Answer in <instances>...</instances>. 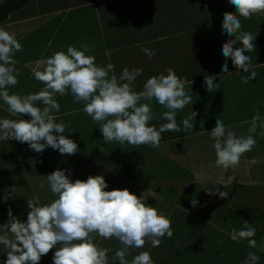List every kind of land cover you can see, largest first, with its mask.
Masks as SVG:
<instances>
[{
  "label": "crops",
  "instance_id": "0c3cea01",
  "mask_svg": "<svg viewBox=\"0 0 264 264\" xmlns=\"http://www.w3.org/2000/svg\"><path fill=\"white\" fill-rule=\"evenodd\" d=\"M5 2L0 0V8ZM226 12L238 15L226 0H29L8 11L0 27L14 32L23 47L14 53L20 75L18 84L9 88L10 94L39 92L44 84L34 79L32 70L43 71L47 58L57 51L66 52L69 45L79 49L87 44L91 51L86 54L95 56L99 66L113 64L117 77L125 67L143 69L134 84L137 92L149 77L166 75L172 68L188 81L185 90L191 96V103L178 110L177 123L190 118L192 111L196 116L190 119L193 128L184 129L181 124L179 132H163L158 147L121 145L103 140L100 125L82 110V102H74L71 94L57 95L60 112L56 122L65 124V134L77 142L79 151L62 156L48 148L37 154L27 143L0 141V224L8 221L9 206L15 216L26 220L27 200L39 197L41 205L55 200L46 176L57 168L70 169L73 181L102 174L109 185L106 190L127 188L170 219L173 236L161 238L159 247H151L146 240L143 248L129 249V261L148 251L154 264H243L248 253L255 252L260 257L258 264H264V137L258 129L253 149L241 157L239 165L225 170L215 164L213 141L207 132L220 119L228 130L248 135L257 111L264 118V14L238 17L241 31L256 37L255 49L248 53L256 77L243 83L248 73L242 70L217 75L223 63L220 47L234 39L222 34ZM144 49L155 55H146ZM228 66L236 71L230 59ZM207 75L215 80L214 93L206 91ZM140 103L151 104L152 126L158 129L167 122L162 118L167 109L155 100ZM0 117L19 118L10 115L2 102ZM23 118L29 119L27 115ZM232 177L234 181L226 183ZM12 188L14 195L5 202V190ZM218 189L228 191L229 196L209 193ZM256 199L263 203L256 206ZM252 222L257 227L255 248L248 246L247 239L230 238L233 229L250 227ZM94 243L110 250L107 255L113 264L120 242L96 236ZM54 251L43 256L40 264H52ZM6 254L0 245V264ZM114 264H119L118 259Z\"/></svg>",
  "mask_w": 264,
  "mask_h": 264
},
{
  "label": "clouds",
  "instance_id": "9594fccd",
  "mask_svg": "<svg viewBox=\"0 0 264 264\" xmlns=\"http://www.w3.org/2000/svg\"><path fill=\"white\" fill-rule=\"evenodd\" d=\"M226 3L238 15L223 14L222 34L234 39H228L220 47L223 63L217 75L240 74L242 70L248 73L243 83H248L256 77L248 55L255 49L253 40L256 37L241 31L238 17L250 19L253 15L264 14V0H226ZM237 44L241 46L236 47ZM48 46L51 47V41ZM22 50L17 35L0 27V102L7 105L10 115L19 117H0V141L27 143L37 154L48 148L58 150L62 156L76 154L79 151L77 142L65 134L64 123L56 122L60 104L55 97L68 94L74 102H82V110L100 125L99 131L105 142L158 147L163 132H179L181 124L184 129L193 128L190 119L194 120V111L190 118L177 123L178 110L191 103V96L185 90L188 81L172 68L167 69L166 75L160 73L149 77L142 90L137 92L134 84L143 69L125 67L117 77L113 64L99 66L95 56L86 54L91 51L87 44H82L79 49L69 45L66 52L57 51L48 57L43 71L32 70L34 79L44 84L43 89L25 95L10 94L9 88L18 84L20 75L14 53ZM144 52L155 55L149 49ZM229 59L235 72L229 70ZM214 81L211 75L204 77L208 93L217 90ZM141 100H155L167 109L162 113L167 122L160 124L158 129L152 126L151 104L140 103ZM25 115L29 119H24ZM258 129V134L264 137V118L258 111L251 119L248 135H237L228 130L223 120L217 119L215 127L207 131L213 141L216 166L228 170L239 165L241 157L256 145ZM71 175L70 169L60 168L48 174L50 191L57 198L45 205L40 204L39 197L27 200L26 220L15 216L11 206L8 207V221L0 224V245L7 249L3 264H40L42 257L53 249L52 264H110L107 255L110 250L98 247L94 243L96 236L105 240L115 238L122 245L113 257V264L117 259L119 264H154L148 251H141L129 261V249L143 248L146 240L151 247H159L161 238L173 236L170 219L148 205L145 197L127 188L106 190L109 185L102 174L74 181ZM234 179L232 177L226 183ZM209 193H218L221 198L229 196L228 191L219 189ZM13 195V188L5 190L3 200L6 202ZM191 204L195 206L197 200H192ZM255 235V227H246L239 231L233 229L230 238L237 242L247 239L248 246L255 248ZM259 259L255 252H249L243 264H258Z\"/></svg>",
  "mask_w": 264,
  "mask_h": 264
},
{
  "label": "water",
  "instance_id": "95a60500",
  "mask_svg": "<svg viewBox=\"0 0 264 264\" xmlns=\"http://www.w3.org/2000/svg\"><path fill=\"white\" fill-rule=\"evenodd\" d=\"M22 0H11L8 3H6L3 7L0 8V15L9 11L14 5L19 3Z\"/></svg>",
  "mask_w": 264,
  "mask_h": 264
},
{
  "label": "trees",
  "instance_id": "16d2710c",
  "mask_svg": "<svg viewBox=\"0 0 264 264\" xmlns=\"http://www.w3.org/2000/svg\"><path fill=\"white\" fill-rule=\"evenodd\" d=\"M9 1H11V0H6L5 3H8ZM28 1H29V0H22V1H20L19 3H17L16 5H14L10 10H12V9H14V8H16V7L20 6V5H22V4L26 3V2H28ZM10 10H9V11H10ZM7 12H8V11H7ZM7 12H5V13H3V14L0 15V22L5 18Z\"/></svg>",
  "mask_w": 264,
  "mask_h": 264
},
{
  "label": "rangeland",
  "instance_id": "374dc122",
  "mask_svg": "<svg viewBox=\"0 0 264 264\" xmlns=\"http://www.w3.org/2000/svg\"><path fill=\"white\" fill-rule=\"evenodd\" d=\"M255 202H256V204H255L256 206L261 205V203H263V201H260V199H256ZM263 208H264V205H263ZM252 223H250V227L255 226V228H257L256 224H254V222H252Z\"/></svg>",
  "mask_w": 264,
  "mask_h": 264
}]
</instances>
